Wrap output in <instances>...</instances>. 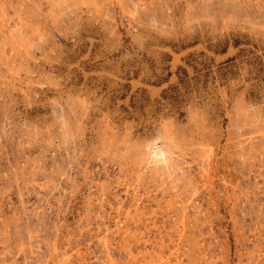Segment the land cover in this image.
I'll return each mask as SVG.
<instances>
[{
	"label": "rangeland",
	"instance_id": "obj_1",
	"mask_svg": "<svg viewBox=\"0 0 264 264\" xmlns=\"http://www.w3.org/2000/svg\"><path fill=\"white\" fill-rule=\"evenodd\" d=\"M0 264H264V0H0Z\"/></svg>",
	"mask_w": 264,
	"mask_h": 264
}]
</instances>
